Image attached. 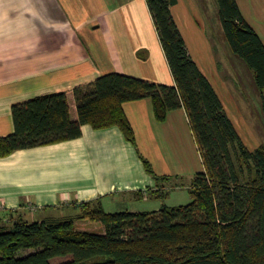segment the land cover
Masks as SVG:
<instances>
[{
    "label": "trees",
    "instance_id": "obj_1",
    "mask_svg": "<svg viewBox=\"0 0 264 264\" xmlns=\"http://www.w3.org/2000/svg\"><path fill=\"white\" fill-rule=\"evenodd\" d=\"M176 0H145L175 86L121 73L99 75L72 90L76 118L64 92L11 105L14 130L0 137V158L14 151L81 136V127H117L135 143L123 103L149 97L156 121L184 107L203 161L188 189L191 201L148 212L107 213L99 198L81 202L74 217L28 221L0 214V264H264V145L245 146L208 78L187 51L170 7ZM231 50L264 90V44L245 22L236 0H217ZM144 170L155 174L140 156ZM166 190L149 192L165 198ZM101 222L104 232L76 230L74 220ZM35 251L19 256L21 250Z\"/></svg>",
    "mask_w": 264,
    "mask_h": 264
},
{
    "label": "crops",
    "instance_id": "obj_2",
    "mask_svg": "<svg viewBox=\"0 0 264 264\" xmlns=\"http://www.w3.org/2000/svg\"><path fill=\"white\" fill-rule=\"evenodd\" d=\"M236 2L243 19L264 44V23L257 29L242 13V5L248 2L251 6L253 0ZM114 3L117 0H103L109 10ZM141 3L151 18L145 0ZM170 10L191 59L208 78L243 143L251 149L220 94L230 93L231 80L222 78L219 71L220 81L213 79L212 48L206 29L193 14L196 9L192 12L188 3L176 0ZM256 11L263 12L260 8ZM255 17L264 21L262 16ZM151 23L149 38L144 30L141 34L129 30L141 28L138 21L121 25L133 37L104 36V29L115 25L96 20L83 1L0 0V137L14 130L12 104L51 92H64L70 104L72 90L99 75L121 73L175 86L152 18ZM258 93L264 100V90ZM123 109L134 131V144L125 140L117 127L92 129L84 124L81 136L75 139L20 149L0 158V214L4 220L10 222L8 213L26 216L32 209L38 211L40 220L74 217L79 203L96 198L110 206L113 199H157L149 192L173 185L176 189L180 180L191 181L204 171L184 107L169 111L163 122L155 120L149 97L124 102ZM259 133L253 129L257 146L264 145ZM140 156L150 163L157 178L144 170ZM121 190L128 191L127 196L122 197ZM159 209L122 206L105 211Z\"/></svg>",
    "mask_w": 264,
    "mask_h": 264
},
{
    "label": "rangeland",
    "instance_id": "obj_3",
    "mask_svg": "<svg viewBox=\"0 0 264 264\" xmlns=\"http://www.w3.org/2000/svg\"><path fill=\"white\" fill-rule=\"evenodd\" d=\"M92 8V15L96 20L106 23L108 26L115 25L114 27L104 29V36H112L119 38L133 37L128 35L127 28H122L121 25L126 21H138L142 27L137 29H129L133 32L138 30L141 34L142 30L146 31V36L149 38V29L152 25L151 18L147 12V9L141 3L142 0H117V4L111 5L112 10L108 9V4H103V0H76V2H82ZM141 1V2H140ZM183 3H188L194 16L200 22L201 26L206 29L208 38L212 48V55L214 59L213 79L220 81L217 78V71L230 82V93L227 91L220 93L222 98L227 102L229 112L232 119L238 121L239 130L242 131L244 138H247L248 146L253 149L257 146L256 139L253 138V129L260 132L259 138L264 143V100L259 96L258 90L254 83V75L252 70L246 65V63L232 50L229 46L223 28L220 22L219 6L217 0H181ZM257 8L262 9L263 12L256 11ZM242 13L245 18L258 29L261 26V19L258 20L255 14L260 18L264 17V0H253V5L247 2L242 5ZM253 19L256 22H253ZM258 21V22H257ZM120 23V24H119ZM224 75V76H223ZM222 80V79H221ZM71 116L76 118L75 102L73 96H71ZM241 107H240V106ZM244 106L246 108H244ZM239 107V108H238ZM249 134V138H248ZM193 178V177H192ZM192 180V179H191ZM191 185L189 179H182L178 183V188L172 189L175 186L166 189L165 198H149V199H113L112 206L107 201H104L103 207L105 210H117L124 206L126 208H135L143 210H151L153 207L164 206H178L187 204L191 201L188 189ZM128 191L121 190L119 194L127 196ZM102 201V199H100ZM128 200V201H127ZM35 210L26 211V219L28 221L40 220L41 216L38 215V211ZM3 215V214H1ZM74 227L76 230L85 231L90 233L104 232V226L101 222L90 220H76L74 221ZM35 251L34 249L21 250L18 255L24 256L28 253ZM105 260L104 257H94L85 261L87 264L101 263Z\"/></svg>",
    "mask_w": 264,
    "mask_h": 264
},
{
    "label": "built area",
    "instance_id": "obj_4",
    "mask_svg": "<svg viewBox=\"0 0 264 264\" xmlns=\"http://www.w3.org/2000/svg\"><path fill=\"white\" fill-rule=\"evenodd\" d=\"M33 210V209H32Z\"/></svg>",
    "mask_w": 264,
    "mask_h": 264
}]
</instances>
